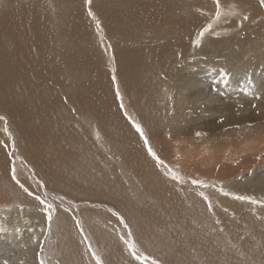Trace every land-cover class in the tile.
<instances>
[{
    "label": "rangeland",
    "instance_id": "obj_1",
    "mask_svg": "<svg viewBox=\"0 0 264 264\" xmlns=\"http://www.w3.org/2000/svg\"><path fill=\"white\" fill-rule=\"evenodd\" d=\"M73 1L75 3H73ZM125 1L127 2L128 5L126 4ZM130 1L131 0H110L108 2L106 0H91L90 3H87L86 0H46V2L44 3V10H41L39 12L40 13L44 12L41 14L45 15L46 18L49 19L52 23V24H50V22H49V29L51 32V37L53 38L51 43L54 46V49L56 50L57 47L59 45H61V43H59V40H58L59 34L60 35L63 34L65 37H68V31L66 30L67 29L66 24L70 18L72 19V22L75 19H77L79 22L81 21L80 23L78 22V25H81L82 27L80 28V31L78 28H76V31H77V33L79 32V34H78L79 37H81L82 39H85V41H84L85 43L82 42L83 43L82 44L81 41H77L76 43H74L75 47L77 48V56H76L75 52L71 51L72 53H75L71 57H74V59H76V60L69 59L70 63L69 64L67 63V65H63L64 67H62V64L60 62V70H61L60 77H61V80L63 82H62V87L61 86L58 87L57 94L59 96L61 94L60 90H64V91H62V93L64 92L63 96H62L63 100L62 99L58 100L57 98L53 97L54 99L51 101V103L49 104V108L46 111L47 115H44V113H46L45 110H41L42 113L39 110L38 111L39 114L36 115V113L34 114V112L32 110H30L31 107L24 108V107H22V105H20V110L17 113L16 119L15 118L12 119L13 122H15V123H12L10 118H7L5 114H2L0 112V117L4 118V119L0 120V126H1L0 128L1 129H2V127L4 128V130L3 129L0 130L1 137L3 139L2 141H4V143L6 141H8V142H6V145L3 144L6 146V147L4 146L6 150L4 149V147H2V149L4 152L9 151L8 156L6 158L10 161V165H12L13 162L16 165L14 167H13V165H12V167H10V175L8 176V179H6V181L9 182V185H10L12 190H16L18 187L21 186V183L23 181H26L27 187L29 186V189L32 190V193H31L32 199L34 201H37L38 203H39V201L40 202L44 201L42 203V206L44 208H41L43 211H45V208L48 205H51V208H52L51 211L55 212L57 203L58 204L61 203V204L68 206L70 211L74 212V213L71 212L73 214V216L72 215L71 216H72V221L74 220L73 221L74 226L78 227V230H80V231H78L77 228H75V229L77 230V232H79V235H80V233L82 234V235H80L81 237H79L80 238V246L81 247L85 246L84 248L88 252V255L90 256L92 261H94V264H96V259L93 258V253H95V256L100 259L101 264H108V262L105 260V258L102 259L103 257L101 256V251L99 250V245H98L97 239H96L95 235L92 233V231H90L89 228L85 226V223H83V220H82L83 215L85 217L91 216L92 218L93 217L94 218L100 217L101 219H103V218L108 219L109 220L108 225L113 229V232L116 235L118 234L117 236L120 237L119 239L116 238V241L118 242L119 245L120 244L123 245V248L125 247L124 249H126L128 251V254L130 255V257L133 258L132 251L129 250V246H128L129 242L132 245H134V251L136 252L137 255H142L144 257H147V259H144L142 261L135 259L136 264H137V262L140 264H152V261H156L157 264H166L168 262L169 263L171 262L169 260L166 262L159 260L161 258H160V255L157 253V251L160 250L161 248L157 244H155V241H154V240H157L158 237H163L164 240L174 241L173 243L175 246V250H177L178 252L180 251L179 252L180 254H182V252L184 250L185 251L184 255L188 256V258H191L192 261H194V264H210V263L211 264L212 263L228 264L230 261V260H228V256L231 254L228 255L224 251L225 247H228V246H233L231 248V251L238 254V257H237L238 259H245L248 262L251 261V264H264V240H263L264 239V196H263L264 192L259 190V191H253L254 193H252L249 190V188L246 187L245 182L247 180L242 179V176H240L237 179V181H232L231 185L233 187H238L241 189H244L243 186H245L246 187V190L244 189L245 192L252 193V194L258 193V194H260L259 195L260 197L254 199L252 194H251L252 196L250 194H248V196H250L248 199H243V200L240 199L239 200L238 196L239 197H245V196H240L239 192L237 193L235 190H229L225 187L224 183H222L218 180H215L216 174H219L220 172H225L227 174L236 173L238 170H240V168L243 165H244L243 167L250 165V170H249L250 172L248 171L249 176L253 172H255L257 175L264 176V156H261V155H264V151L258 153L259 154L258 158H257L258 161L255 160L254 158H252L251 160L245 162L243 160V158H244L243 154L241 155V153H240L243 150H245V148H248L249 146L255 147L256 144L259 145L258 147L264 146V87H263L264 86V49H262L264 47V41L261 40V37L259 36V34H257L258 31L263 30L262 35L264 37V28H262L261 26H257V23L260 24L261 22L264 21V14H263L264 13V0H257V2L260 5H254L252 0L250 3L243 4V5H237L239 3L236 2L237 3L236 4L234 0H227V2H225V4L226 5H232L235 9L234 13H232V15L229 14L224 9L225 8L224 6H221L222 3H224V2L219 0V7H222L224 9L222 11H219V14H220V12H225L228 16L232 17L236 21L235 26L221 27V28H214V25H212L215 22V19L218 17L217 16V10H218L217 9V0H214V1L207 0L206 4H205V0H198V3H200L199 7L195 6V0H177V1L176 0H169L168 2H163L164 4L163 3H158L157 5L155 4V6L151 1H146V0L144 1L143 0L144 2L141 3V5L139 4V6H136V5L138 2H141L142 0H134V1L132 0L133 4ZM136 1H137V3H135ZM192 2H194V3H192ZM117 3H119V4L117 5ZM145 3H147V4L144 5ZM168 3H170V4H168ZM96 4L99 8H97ZM107 4L109 7L107 6ZM110 4H111V6H110ZM114 4H116V5H114ZM142 4H143V6H142ZM172 4H173V6H172ZM17 5H19V6H25V5L34 6L33 0H17ZM91 5H93V6H91ZM132 5L134 8L132 7ZM103 6H104V8L107 7L109 9H110V7H112L111 8L112 10L111 9L110 10L112 12H114V14L116 13L115 15H117V16L120 15V17L122 18L121 19V24H122L121 27H123V29H122L123 31L127 27L126 28L127 30H125L124 32L122 31L121 33L118 34V38H113V36L111 34L109 35L107 33V28H102V25L104 23L103 21L97 22V25H99V26L95 25V27H93L94 21H95L93 17H94V14H96L95 8L98 10V13L99 12L106 13L105 11L100 10ZM123 6H125V7H123ZM238 6H240V8ZM130 7H131V9H130ZM236 7L239 8V10ZM38 8H39V6H38ZM59 8H61V9H59ZM127 8H128V10H127ZM138 8L142 11H140ZM58 9L61 11H59ZM120 9L121 10L122 9L127 10L126 13L124 10H122V12L124 13V14L122 13L123 17L120 14V12H121ZM143 9H145V11H146V12L144 11L146 14L145 17L143 15ZM151 9L154 10V12H153L154 16L151 14L152 13ZM160 9H161V11L162 10L164 11V12L162 11L164 13V15L157 17L156 15H158V13L161 14ZM207 9H209V10H207ZM137 10H139V11L135 13V11H137ZM148 10H149V12H148ZM212 10H216V11H212ZM79 11H80V13H78ZM89 12H91V15H89ZM126 15L128 17H126ZM198 15L200 18L198 17V19H196ZM52 16H53V19L51 20ZM54 16L55 17L58 16L57 18L59 20H56L57 18H55ZM78 16L80 19L78 18ZM101 16H102V14H101ZM155 16H156V18H154ZM164 16H165V18H164ZM204 16H206V17H204ZM131 17L132 18L134 17V20ZM181 17H182L181 20L186 22V24L182 27V31L185 34L187 32H190V34H188V36L190 35L189 40L191 41V44H190V41H188V44L186 45L185 50H181L180 54H184V53L187 54L188 53L186 55L188 62L192 61V60L194 61V58H193L194 56L195 57L197 56V58H196L197 60L199 58L201 59L204 57L207 60V58H208V62L210 60V65H205V67L200 68L199 71L194 70L196 72V73H193V75H195V77L191 82L192 84L189 85L190 88L188 87V90L186 91L187 92V98L185 96L186 101L183 102L182 103L183 105L181 104V106H180V107L183 106L182 108H184V109H180V107L177 106V108L180 109L179 110L180 112L186 113V114L183 113L184 115H186V117H184V115H183L184 118L181 117L182 113L181 114L178 113L177 108H176V110H173V100L175 99L174 97L176 95V91L166 90V92L165 91L163 92L165 94L161 96L160 92L158 94V91L160 88V85H159L158 87H156L157 91L156 90H155L156 92L154 91L156 93V95H155V93L152 90L155 86H153L151 84V81L145 80L147 82L145 84H143L144 88H145V86L149 85V87L150 88L152 87V89L149 88V89H147L148 92L146 90H145V92H143V94L148 98L147 99L143 95V97H144V99H143L144 100L143 101L144 110L145 111L149 110V109H147V106H151V108L154 110L159 108V113H160V114L158 113V118L156 116L155 118H152V119H151V117L146 115L145 117H149V118L145 122L143 120V119H145V117L143 119H142V117H141V119H139L137 117L136 113H134V111L130 109V108H133L131 105V102L134 103L136 101L135 104H140L138 97L132 92L136 91L137 93L139 92L141 94V92L138 91V89L139 90H141V89L139 87H137L135 90H131V89H129L131 86V83L129 85L127 83L130 81H134L133 78L138 73V71H136V69L134 67L128 68L129 67L127 65L128 62H123L122 64L121 63L119 64L117 58H115L119 55V54H117V49H118V52H120V53H123L126 50L132 51V52L134 51V53L139 54L140 63H143V62L145 63L149 59V57H147L148 53L152 52V50H154V49L161 48L162 47L161 45L164 43L163 39L157 38L158 36H155L156 32L172 27L173 24L176 23V22H174V20L181 18ZM245 17H247V18L245 19ZM258 17L260 18V20ZM148 18H149V20L147 21ZM168 18L171 21L167 20ZM97 19L100 20L99 17H97ZM212 19H214V20L212 21V23H210V21ZM252 19H253V21H252ZM127 20H128V24L126 23ZM161 20H163V21H161ZM142 21H144V22H142ZM159 21L162 22V24L164 23L165 26H163V28H161L160 25L159 26L155 25ZM168 21H169V23H168ZM107 22H109V20H107ZM198 23H200V24H198ZM131 24H133V25H131ZM245 24H246V26H245ZM51 25H53V26H51ZM134 25H136V26H134ZM199 25H201V27ZM131 27L133 29L135 27L134 32H133V29L131 30ZM137 27L138 28L141 27V28L136 29ZM150 27H152V28H150ZM153 27H155V29ZM247 28H249L251 31ZM101 29H104L106 34L102 33ZM205 29H207V30L205 31ZM244 29H246V30L243 31ZM148 30L152 34H150ZM140 31H142V33ZM240 31L241 32L243 31L242 35H240V33H241ZM83 32H85V33H83ZM126 32L129 34L127 35ZM201 32H203V36H200ZM253 32H256V33L253 34ZM95 33H97V34H95ZM124 33H126V34H125V38L123 39ZM98 34L101 36H99ZM130 34H131V36H130ZM103 35H105V37ZM252 35H254L256 37L254 38V36H252ZM195 36H197V39L194 41L193 39ZM208 36H210V37H208ZM103 37L105 39H102ZM152 37H154V38H152ZM243 37L248 38V40L246 41V39ZM99 39L104 40L103 43H102V40L100 41ZM131 39H133V40H131ZM197 40L199 41L198 44L196 43ZM213 40L214 41H221V44H223L224 46H227V47L231 46L230 48L232 51L227 52V53H229V54H227L228 58L229 57L231 58V55H233V53H235L236 58L239 59L241 62L251 63V65H249L248 70L251 74L250 76L253 77L252 80L254 81V84L252 86H249L250 88H247V89L241 88V86H242L241 83L243 82L244 78H242V79L239 78V76L237 74V69H235V68H231L232 70L230 69V67L232 66L231 61H228V63L225 64L222 60L216 59V62L213 64V61H211V60L214 59V57L216 56V53H217V51L214 50L215 48L211 46ZM222 41H224V42L222 43ZM255 41H257L260 44H258ZM242 42H245V43L243 44ZM66 43H68V42L66 41ZM112 44H113V47H112ZM41 45L42 44L40 43L39 47ZM71 45H73V42L71 43ZM100 45H101V47H100ZM116 45H118V46L116 47ZM260 45H263V47L261 46L259 48ZM5 46L8 47V45L6 43L1 42L0 43V50H3L4 49L3 47H5ZM102 46H105V48L107 47L106 50ZM41 47H44V46L42 45ZM165 47H166V45H165ZM238 47H240L241 49ZM41 49L42 48L38 49L39 50L38 55H39V57L41 56L40 58L37 56L39 62L40 61L42 62L44 59L43 55L40 53ZM100 49H103V50H100ZM114 49H115V51H114ZM163 49H164L165 54L167 55V59L169 60L167 63L170 64V57L172 55V46H169V47L163 48ZM190 49H191V51H190ZM233 49H234V51H233ZM69 50H67V51H69ZM119 50H121L122 52ZM82 51L85 55L82 53ZM102 51H103V53H102ZM237 51H240V53ZM86 52H88V53L86 54ZM237 53H238V55H237ZM242 55H244V56H242ZM92 56L94 58H96V60ZM239 56H241V58H239ZM259 56H261V57H259ZM182 57H183V55H182ZM89 58H91L90 61L92 62V64L89 63V60H88ZM92 59H94L95 61H93ZM114 61H116V62H114ZM76 63H77V65H76ZM87 63L89 66L85 65ZM93 63H95L94 66H93ZM117 63H118V65H116ZM95 65H96V69H95ZM239 65L241 66V64H239ZM77 66H81L84 69V71H86L88 69L89 70L88 75L86 76L85 74H82L81 72H79L81 70L80 69L77 70V68H76ZM114 67H115V69H114ZM71 68H72V70H71ZM93 68H94V70H92ZM116 68H119V70ZM141 68H143L142 70L146 69V65L145 64L141 65ZM225 69L228 71V75H233V76L229 77V79L232 80V82L230 84H225L222 81L223 70H225ZM99 71H100V74H99ZM131 71L133 72L132 74L130 73ZM150 71L154 72L155 70L154 69H149L147 71L144 70L143 73L140 72L138 75H139V77H142L143 76L142 74L145 75L147 73L148 75L147 76L145 75V76L150 77V75H152ZM261 71H262V73H261ZM101 73H104L102 75L105 78L101 77L102 76ZM119 74H121V75H119ZM107 75H108V77H107ZM259 75H260V77H259ZM88 76H92L93 78H96V79L99 78L100 81H102L103 79L105 80V81L103 80V82H100L101 85L100 84L98 85V83H97V85L100 86V88L97 87V85L95 84V87L98 88L97 89L98 92L100 89L99 96L105 95V98L101 96L100 98L103 100L100 101L101 99L98 98V96H96L95 97V98H97L96 99L97 104H96L95 101H93V100H95V98L92 95L91 99L94 98L92 100L94 103L90 104L87 101V105L86 104L85 105L89 106V107H86L83 105V107L81 108L80 106L77 105V103L76 104L74 103L72 97L71 98L68 97V99H67V96H66L67 94L66 95H64V94L66 93L65 91H68V93H70L69 91H71V93L76 92L77 90H73V89H75L76 86H78L79 82L83 83L84 80H86V78ZM4 82H5V80H4ZM106 82L109 85V86L107 85L108 88H106L107 87ZM5 83L7 84V81ZM5 83H3V84H5ZM94 83H95V81H94ZM63 84H64V86H63ZM73 85H75V86H73ZM121 85L125 86V90H127L125 95H123L121 93V90H120L122 88ZM2 86L3 87L0 88V90L3 92V94L6 97L9 96L10 93H8V91L4 85H2ZM64 87H66V89ZM88 87L91 88L90 86H88ZM56 88L57 87H55L54 89H56ZM70 88H73V89H70ZM262 89H263V91H262ZM149 90H150V92H149ZM169 91H171L172 93ZM112 92H113V94H111ZM117 93L119 95H117ZM148 93H150V95H152V96L149 95V97H148ZM42 94H43V90L40 92V95H42ZM115 94L117 95L116 97H115ZM132 95H134V96H132ZM166 95H167V97H166ZM106 97H108V98L106 99ZM111 97H113V98H111ZM153 98L154 99L156 98V99L154 100ZM163 98L165 99V101L163 100ZM70 99H72V100L70 101ZM98 99H99V102L97 101ZM121 99H123V100H121ZM149 99L151 100L150 101L151 103L149 102ZM145 100H148V101H145ZM105 101H107V103L110 101L108 103L109 106H110V104H117L119 102L122 103L121 108H124V111L122 114L123 119L126 122L128 121V125L130 123L129 126L132 129H134V132L138 135L139 138L142 136V139H140L141 142L145 143V141H147V144L146 143L144 144L146 146L145 148L147 150H148V148L151 149L152 146H151V144H149L148 140H145V136H146L145 129L148 128L152 131V137L153 138H158V136L160 138H162V136L159 134H163L164 133L163 131L167 130L166 121H168L169 116L171 117V115H173L175 117L174 120L176 122L174 127H176V128H173L174 130L171 131L172 134L170 133L169 130L167 131L168 132L167 133L168 141H170L171 139H175L176 141H179V142L182 141L188 150H190V149L193 150V152H191L192 155L188 152L190 154V156L199 155V157L203 159L204 157L209 158L211 155H214V156H216V159H221L220 164H222V165L224 163L225 164L226 163H228V164L232 163L233 164V165L227 167L226 169H225V167H221V165L219 164L220 166L218 168H215V169L212 168V170L209 168H206L205 166H199L198 165V167H196V170L194 173H189L187 175V173L180 168H179L180 170H178L176 168V172L178 171L177 173L171 169L172 167L170 166L169 163L171 161L173 162V156L170 155V153L167 149H163L161 151V153L163 155V158H162L163 160H161L160 157L157 158L158 154H156L157 152H156L155 148L151 149L152 154H150V152L148 150V152L150 154L149 159L154 160V163L152 165L158 169L161 177L167 178L165 180H168V181L171 180L170 182L173 183L174 189L176 191H178L181 196H185L186 194L187 195L191 194L190 195L191 197H193V196L195 197L194 198L195 202H196V200H199V201H197L196 206H197V209L199 210V215L203 218V220L201 222L202 224L198 222L200 217H199V219H197L196 217H193L190 225L189 224L187 225L186 223L185 224L182 223L183 225L181 224V228H176L177 230L174 229L169 224H166V223H168V218H167L168 216L166 217V215L162 214V213L167 214L170 211L173 214L174 212H176L173 214L176 216L175 219H181L183 216V213L185 211V208H184V205L182 204V202H185V200L184 199H180V200L174 199V198L166 195L164 192H163L164 193V195H163V193L161 191L159 192V190L156 188L154 189V187L145 188L144 184L147 182H150V181H148V180L144 181V180L140 179V177H139L140 171H138L137 174L133 175V171H136V170L134 168H131V166L129 164L128 165L126 164V163H128L126 157H125V160H123L125 155H123L118 150L117 142L113 141V139H111V142H109V143L106 142L105 138L107 136H114L116 133L104 135L98 126V121H100V119H102L104 117V115H101V118H100L102 108L106 109L105 112L106 111L108 112L110 109L109 106H106L107 103ZM190 101H193V102H190ZM113 102H116V103H113ZM145 102H146V105H145ZM102 104H104V105H102ZM148 104H150V105H148ZM186 104H188V106ZM94 105H96V106L94 107ZM97 105H99V106L101 105V107H99ZM102 106H104V107H102ZM126 106H128V107H126ZM161 106H162V108L165 106L168 109H166L165 107L162 109ZM185 106H187V107H185ZM21 107H22V109H21ZM88 108H90V109H88ZM52 109L56 112V113L54 112L55 114H53ZM80 109H82V111ZM59 110L62 114L59 112ZM57 111H58V113H57ZM87 111L90 113L91 116L89 115V113ZM8 112L9 111L6 110L7 114H8ZM107 112H106V114H107ZM91 113H94V114H91ZM125 113L126 114L129 113V114L125 115ZM174 113L180 117H178L177 115L175 116ZM9 114H11V113L9 112ZM96 114H97V116H95ZM106 114H105V116H106ZM60 115H61V117H60ZM21 116L24 117L25 123H23L24 119ZM31 116H35V118L31 117ZM132 116H133V118H132ZM173 116L171 118H173ZM12 117L13 116L11 115V118ZM48 117H50V118H48ZM94 117L98 118V120L94 119ZM126 117L129 120L125 119ZM29 118H31L30 120H32V121H30ZM176 118H182V119H176ZM44 119H47L50 121L48 122L46 120L47 121L46 122ZM184 119H186L187 121ZM105 120L107 121L106 117L104 119H102V121H104L107 125L109 121L106 122ZM142 120H143V122H142ZM178 120L179 121L181 120L180 121L181 123L178 122ZM189 120H191V121H189ZM18 122H20V123H18ZM17 123H18V125L20 124L19 125L20 127L18 125H16ZM46 123L48 125H46ZM51 123H53V124H51ZM62 123H63V125H62ZM132 124H133V127L131 126ZM13 125H14V127H13ZM38 125H41V126H38ZM137 125L138 126L140 125L139 126L140 132L137 131V128H136ZM179 125L181 127V128L179 127L180 129L178 128ZM182 125H184V126H182ZM16 126H17V128H20V129L25 127L26 130L28 128H30V129L32 128L31 129L32 131L29 132L30 134L27 133L26 135H24L21 132L19 133V131L17 132L16 129L14 131L13 128H15ZM35 126L38 129H40L42 127L44 129V127H46V126H49L51 128L53 127L54 131L57 133V137L55 138L56 140L54 141V143L57 144V145L55 144L57 147L63 146L66 148L68 147L71 149H75V146H73L72 140H69L67 137L64 136L65 133H68V132H69V134L72 132L77 133L84 138V141L86 142V144H84L83 147H85V149H87L88 151L91 150L90 158L92 159V163L95 165L98 162L102 163L104 170L108 169L107 171L110 172L109 173L110 177L111 178L113 177L112 179L116 180V181H114L115 184L118 185L120 187V189L125 193V197L127 199V203H126L127 205L125 204L126 206H124V207H126V213H125V216L127 217L126 220H125V218H126L125 216H124V218H122V216L120 214L121 211H119L116 208L117 206L113 203H107L106 201H104V198H102L101 200H92V201L89 200L90 202H88V200L82 201L79 199L78 200L73 199V197H71V196L69 197V195H67L63 192H61V193L56 192L55 193L54 188H56V185L55 186H54V184L51 186L49 185V183H51L50 180H52V176L49 174L50 179L48 178L49 180H47V179L45 180L42 178V175H41V177H39L41 173H35L36 171H34V168H33L32 164L29 162V159L27 156L30 154L29 145L25 149V151H23V149H22L23 148L22 143L23 144H25V143L29 144L28 143L29 141L35 142V141L42 138V136L38 135V134L42 133V132H39V130H38L39 133L35 134V133H37L35 130ZM155 128L158 130V132L155 131ZM182 128L184 129V131ZM185 129H186V131H185ZM103 130H104V128H103ZM28 131L29 130H27V132ZM40 131H41V129H40ZM197 133H199V135H197ZM27 135H29V137H27ZM175 135H176V137H175ZM62 136H63V138L64 137L65 138L63 139ZM6 138H7V140H6ZM23 139H25V140H23ZM27 139H29V141ZM62 139L64 140V142H62ZM257 142H259V143H257ZM113 143H115L116 145L115 144L113 145ZM245 143H248V146L242 147L245 145ZM253 144H255V145H253ZM7 145H9V146H7ZM69 145L73 146L74 148L70 147ZM238 148L240 150H238ZM220 150H223V151H220ZM23 152H25L26 154ZM184 153H186V152H181L179 156L181 157L182 154H184ZM232 153L235 155H232ZM2 154L6 155L3 152H2ZM118 154H119V156H118ZM115 155H116V157H115ZM223 155H224V157H223ZM179 156H177V157L180 158ZM106 157L108 158V160H106ZM233 157H236V158H233ZM115 159H119V160H115ZM42 162L43 161H41L39 163H42ZM202 162L205 164L207 163L205 161H202ZM257 162L259 164H257ZM260 162H261V164L263 162V164H262L263 167H260V166H262V165H260ZM253 163H256L255 164L256 166ZM251 165H252V167H251ZM205 170H208L209 173L211 172L210 173L211 176ZM12 172H14V173H12ZM200 172H202V173H200ZM260 173H262V174H260ZM168 176H169V178H168ZM208 177H209V179H208ZM182 178H184V179H182ZM240 178L242 180H240ZM18 180L21 182H19ZM200 180H201V182H200ZM203 180H205V181H203ZM119 182H121V183H119ZM254 182L256 183V181H254ZM47 183H48V186L46 185ZM52 183H53V181H52ZM238 184L239 185L241 184V185L239 186ZM31 185L34 188L38 189V191L37 190L36 191L39 192L38 193L39 195L41 194L40 196L37 193H33V192H35V190H33L34 188ZM35 185H36V187H35ZM217 187L222 191L223 195L222 194L220 195V193L217 192V189H218ZM186 188L188 189V191ZM208 189H209V191H208ZM143 191H144V193H143ZM148 191H150V192H148ZM198 191H200V192L198 193ZM233 193H235V194H233ZM27 195L30 196V193ZM216 196L217 197L219 196V197L217 198ZM222 196H226L227 199H230V197H231V199L227 204H224V203L222 204L221 203L222 199H226V198H222ZM228 196H230V197H228ZM37 197H39V200L37 199ZM196 197H198L199 199H197ZM96 198H99V197H96ZM252 201H255V203H253ZM141 204H145L146 206L147 205L148 206H154V208L158 212L155 215H152V217H151V215H147L148 214L147 212L144 215V214L140 213V210H139V207L141 206ZM128 206L136 207L137 213H133V212L131 213L130 211H128ZM182 207H183V209H182ZM88 209L91 210V212H86L87 214L84 213V211L88 210ZM203 209H204V211H203ZM205 209L206 210L208 209V211H206ZM260 210H261V212H260ZM164 211H166V212H164ZM158 213L160 216H162L159 219L160 221L158 220L159 221L158 223L160 225L159 224L157 225L156 224L157 220H154L155 218H158ZM74 214H75V216H74ZM128 214H130V217ZM133 214L135 215L134 217H133ZM139 214H141V216ZM212 214H214V215H212ZM239 216H241V218ZM246 216L248 217V219ZM236 217H237V219H236ZM76 218H77V220H76ZM228 219L230 221L233 220L235 223L237 222L236 226H238L241 229L240 231H238L239 233H237L239 238H242V240L247 239L248 236L252 238L253 241H252V243H250V247H245V246L242 247V246L237 245L236 242L234 241L233 237H232V234H227L221 230V229H223V227L225 228V226H226L225 221ZM237 220L238 221L240 220L241 223H240V221L238 222ZM248 220H249V222H248ZM253 222H254L255 226L253 225ZM257 222H259V223H257ZM162 223L164 225L166 224V226L168 228V229L166 228V231L168 230L169 232H172V233H167L168 236L165 234V230H164L165 226ZM151 225L156 227V230H157V227L160 228L161 231H160V229H158L159 232H158V230H157V232L151 230L150 233H147L145 228L149 227ZM201 225H203V226H201ZM256 225L259 228H257ZM80 226H81V229H80ZM140 226H142V229H145V230L143 231L140 228ZM115 228H116V231H115ZM182 228L184 229L183 231H181ZM169 229H171V230H169ZM188 229L190 230L189 233L187 231ZM162 230H164L163 234L166 236H164L163 234L158 235L162 232ZM101 232H103V234H105V235L107 234V232L104 230H101ZM72 234H73V231H72ZM72 234H71V236H73ZM192 234L197 235L201 241H203L205 243H209V244H212L213 241L217 242V240H221L220 245H222L224 247V249H218L217 253H213L212 247L211 248H202V247H197V246L191 245L188 243L187 239ZM243 234H246L247 238L245 237L246 235H243ZM146 235H147V237H149L148 240H147ZM153 236H155V237H153ZM143 237H146V239ZM177 237L179 239H177ZM81 238H83V239H81ZM153 238H154V240H153ZM141 239H145L146 242L148 241L147 244L141 245L139 243V241ZM149 239L151 242L149 241ZM119 240H120V243H119ZM176 242L177 243L179 242L178 246H177ZM252 245H254V246H252ZM153 246H155V247H153ZM0 247L2 249V250H0V264H3V263L5 264L6 262H3V261H6L8 257H9L8 258L9 260H13L12 258L16 257V252L19 253L18 249L20 248L19 246L10 245V243H7L5 245H0ZM158 247H159V249H157ZM251 247H252V249L256 255V258L249 251ZM20 251H21V248H20ZM207 253H208V255H207ZM261 253H263V254H261ZM155 254L158 256V258ZM10 255H12V257H10ZM205 258L208 259V261ZM236 261L237 260H235V264H236ZM248 262H244L243 264H249Z\"/></svg>",
    "mask_w": 264,
    "mask_h": 264
},
{
    "label": "bare ground",
    "instance_id": "obj_2",
    "mask_svg": "<svg viewBox=\"0 0 264 264\" xmlns=\"http://www.w3.org/2000/svg\"><path fill=\"white\" fill-rule=\"evenodd\" d=\"M106 1H110V0H106ZM134 1V0H133ZM145 1V0H144ZM143 0L141 2L137 1L135 3H137L136 6H139V4L141 5V3L144 2ZM146 1H151L154 6L155 4L157 5L158 3H163V2H168L169 0H146ZM177 1V0H176ZM205 0V4H206ZM214 1V0H212ZM222 5L224 6L225 10L232 15V13H234V7L232 5H226L225 2H227V0H221ZM235 3L238 2L239 4L237 5H243V4H247L250 3L251 0H234ZM254 5H260L257 0H252ZM46 2V0H33V4L34 6H29V5H25V6H19L17 5V0H0V43H6L8 45V47H3V50H0V88H2L4 85L5 88L7 89L9 96H5L3 94V92L0 90V112L2 114H5L7 118H10V120L13 122V118L16 119L17 117V113L20 110V105H22V107L26 108V107H31L30 110H32L34 112V114L38 113V111L40 110H45V112L48 110L49 108V104L51 103V101L54 99L53 97L57 98L58 100L62 99L63 93L62 91L64 90H60L61 92V96L57 94V89L58 87H62V80L60 77V62L62 64V67H64L63 65H67V63L69 64V59H74V57H71L73 54L76 53L77 56V48L75 47V44L77 41H81L84 42L85 39H82L81 37L78 36L79 32L77 33L76 28L79 29L82 27L81 25H78V20L75 19L72 22V19L70 18L67 22V31H68V37H65L63 34H59L58 40L59 43H61V45H59L57 47V49H54V46L52 45L51 41L53 40V38L51 37V32L49 29V22L50 24L51 21L49 19L46 18L45 15L41 14L44 12H39L41 10H44V3ZM68 2V1H67ZM95 2V1H94ZM100 2V1H99ZM107 2V3H108ZM126 2V1H125ZM132 2V0L130 1ZM188 2V1H187ZM51 3V2H50ZM73 3H75L73 1ZM116 3V2H115ZM120 3V2H119ZM117 3V5L119 4ZM129 3V2H128ZM194 3V2H192ZM211 3V2H210ZM70 4V3H69ZM80 4V3H79ZM78 4V5H79ZM93 4V3H92ZM127 4V2H126ZM125 4V5H126ZM133 4V2H132ZM147 3H145L144 5H146ZM164 4V3H163ZM170 4V3H168ZM167 4V5H168ZM180 4V3H179ZM182 4V3H181ZM198 0H195V6L199 7ZM95 5V4H94ZM116 5V4H114ZM128 5V4H127ZM149 5V4H148ZM204 5V4H203ZM39 6V8H38ZM54 6V5H53ZM81 6V5H80ZM93 6V5H91ZM97 6V4H96ZM108 6V4H107ZM111 6V4H110ZM130 6V5H129ZM143 6V4H142ZM170 6V5H169ZM173 6V4H172ZM249 6V5H248ZM109 7V6H108ZM114 7V6H113ZM118 7V6H117ZM125 7V6H123ZM127 7V6H126ZM133 7V5H132ZM167 7V6H166ZM207 7V6H206ZM240 8V6H238ZM242 7V6H241ZM256 7V6H255ZM262 7V6H261ZM63 8V7H62ZM95 8V7H94ZM97 8H99L97 6ZM101 8V7H100ZM112 7H110L111 9ZM134 8V7H133ZM237 8V7H236ZM239 8H237L239 10ZM61 9V8H59ZM58 9V10H59ZM81 9V8H80ZM109 8L104 6L100 9L102 11H105L106 13H98V10L95 8V12L96 14H94V25L93 27L99 26L97 25V22L99 21H103V25L102 28H107V33L113 36V38H118V34L121 33L123 30V27H121V17L120 15H115L114 12H112ZM131 9V7H130ZM137 9V8H136ZM139 9V8H138ZM166 9V8H165ZM212 9V8H211ZM210 9V10H211ZM222 7H219V11L224 10ZM231 9V10H230ZM78 10V9H77ZM114 10V9H113ZM125 11L126 9H122ZM122 10L120 9V14L122 15ZM140 10V9H139ZM139 10L135 11L138 12ZM152 10V9H151ZM150 10V11H151ZM209 10V9H207ZM61 11V10H59ZM74 11V10H73ZM119 11V10H118ZM142 11V10H140ZM145 9H143V15L145 17ZM156 11V10H155ZM163 11V10H162ZM160 9L161 14L158 13V15H156L157 17L164 15V11L162 12ZM186 11V10H185ZM212 11H216V10H212ZM149 12V10H148ZM154 10H152V15H153ZM168 12V11H167ZM80 13V11L78 12ZM184 13V12H183ZM257 13V12H256ZM259 13V12H258ZM102 14V16H101ZM124 14V13H123ZM132 14V13H131ZM130 14V15H131ZM187 14V13H186ZM264 14V13H263ZM76 15V14H75ZM137 15V14H136ZM141 15V14H140ZM59 16V15H58ZM57 16V17H58ZM62 16V15H61ZM81 16V15H80ZM132 16V15H131ZM154 16V15H153ZM156 16L154 18H156ZM196 16V15H195ZM194 16V17H195ZM201 16V15H200ZM211 16V15H210ZM55 17V16H54ZM55 17V18H57ZM60 17V16H59ZM97 17H99L100 20L97 19ZM123 17V15H122ZM126 17H128L126 15ZM130 17V16H129ZM136 17V16H135ZM143 17V18H144ZM199 15L197 16L196 19H198ZM206 17V16H204ZM74 18V17H73ZM79 18V16H78ZM91 18V17H90ZM132 18V17H131ZM150 18V17H149ZM149 18L147 19V21L149 20ZM165 18V16H164ZM167 18V17H166ZM200 18V17H199ZM240 18V17H239ZM255 18V17H254ZM259 18V17H258ZM53 19V16L51 18V20ZM80 19V18H79ZM103 19V20H102ZM134 20V17L132 18ZM146 19V18H145ZM181 18H178L176 20H174V23L172 27L170 28H166L160 31L156 32L155 36H158L157 38H161L163 39L164 43L161 45L162 47L159 49H154L152 50V52L148 53L149 59L147 62H143L140 63V56L138 53H134V51H128L126 50L123 53L118 52L117 49V54H119L117 57V60L119 62V64L123 63V62H128V68L134 67L136 69V71H138V73L134 76V81H130L127 82L128 85L131 83V86L129 89L131 90H135L137 87H139L141 90L138 89V91L141 92V94L139 95L136 91H133L132 93H134L138 99H139V103L140 104H135V102H131V105L133 108H130L131 110L134 111V113H136L137 117L139 119H142L148 115L149 117L155 118L157 116L158 118V113H159V108L154 110L151 108V106H147V111L144 110V105H143V92H145V90L147 91V89H149V85L145 86L144 85L147 81H151V84L153 86H155L153 89L152 87L150 89L153 90V92L157 89L156 87H158L160 85L159 92L161 93V96L164 95L165 93H163L164 91L166 92V90H171V91H176V95H175V99L173 100V110H176L177 106H181V104L183 102L186 101L187 98V90L188 87L190 88L189 85H191L192 80L194 79L195 75H193V73H196L195 71H199L200 68L205 67V65H210V60L208 62V58L207 60L204 58H199L198 60L196 59L197 56L193 57L194 61H187V54H180L181 50H185L186 45L188 44L189 40V36L188 34H190V32H187L186 34L182 31V27L186 24L185 21H182ZM205 19V18H204ZM56 20H59L58 18ZM107 20H109V22H107ZM130 20V19H129ZM136 20V19H135ZM152 20V19H151ZM167 20H170L169 18ZM214 19H212L210 21V23H212ZM260 20V18H259ZM132 21V20H131ZM163 21V20H161ZM165 21V20H164ZM171 21V20H170ZM241 21V20H240ZM253 21V19H252ZM56 22V21H55ZM81 22V21H80ZM79 22V23H80ZM136 22V21H135ZM138 22V21H137ZM144 22V21H142ZM160 22V21H159ZM157 22L155 25L156 26H161V28H163L164 23L162 24V22ZM200 22V21H199ZM260 22V21H259ZM126 23L128 24V20L126 21ZM169 23V21H168ZM248 23V22H247ZM252 23V22H251ZM82 24V23H81ZM100 24V23H99ZM200 24V23H198ZM206 24V23H205ZM204 24V25H205ZM101 25V24H100ZM133 25V24H131ZM214 25V28H221V27H229V26H235L236 25V21L235 19H233L232 17L228 16L225 12H220L219 16L215 19V22L212 24ZM53 26V25H51ZM55 26V25H54ZM85 26V25H84ZM136 26V25H134ZM155 26V27H156ZM201 27V25H199ZM246 26V24H245ZM254 26V25H253ZM257 26H261L262 28H264V21L261 22L260 24L257 23ZM155 27H153L155 29ZM127 28V27H126ZM125 28V30H127ZM141 28V27H139ZM138 27L136 29H139ZM152 28V27H150ZM160 28V29H161ZM207 28V27H206ZM212 28V27H211ZM133 28L131 27V30ZM135 29V27H134ZM133 29V32H134ZM157 29V28H156ZM208 29V28H207ZM249 29V28H247ZM260 29V28H259ZM124 30V31H125ZM141 30V29H140ZM144 30V29H143ZM203 30V29H202ZM222 30V29H221ZM246 29H244L243 31H245ZM250 30V29H249ZM255 30V29H254ZM63 31V30H62ZM94 31V30H93ZM123 31V32H124ZM149 31V30H148ZM213 31V30H212ZM243 31L240 33V35L243 34ZM251 31V30H250ZM253 31V30H252ZM258 31V30H257ZM66 32V31H65ZM90 32V31H89ZM101 32L106 34L104 29H101ZM131 32V31H130ZM142 33V31H140ZM145 32V31H144ZM263 30L258 31L257 34H259V36L261 37V40L264 41V37L262 35ZM85 33V32H83ZM94 33V32H93ZM127 33V32H126ZM123 35V39L125 38V34ZM132 33V32H131ZM150 33V31H149ZM155 33V32H154ZM193 33V32H192ZM248 33V32H247ZM246 33V34H247ZM250 33V32H249ZM252 33V32H251ZM256 32H253V34ZM87 34V33H86ZM97 34V33H95ZM129 33H127L128 35ZM133 34V33H132ZM152 34V33H150ZM99 35V34H98ZM136 35V34H135ZM154 35V34H153ZM192 35V34H191ZM92 36V35H91ZM101 36V35H99ZM105 37V35H103ZM131 36V34H130ZM154 36V37H155ZM207 36V35H206ZM254 36V35H252ZM102 39H105V38ZM146 37V36H145ZM152 37V38H154ZM210 37V36H208ZM212 37V36H211ZM256 36H254L255 38ZM259 37V38H260ZM156 38V39H157ZM206 38V37H205ZM234 38V37H233ZM245 38V37H243ZM253 38V39H254ZM102 39H99L100 41ZM197 39V36L194 37V41ZM212 39V38H211ZM240 39V38H239ZM242 39V38H241ZM246 41L248 40V38H245ZM257 39V38H256ZM255 39V40H256ZM98 40V41H99ZM112 40V39H111ZM133 40V39H131ZM155 40V39H154ZM160 40V39H159ZM56 41V40H55ZM66 41L68 43H66ZM99 41V42H100ZM104 40H102L103 43ZM107 41V40H106ZM105 41V42H106ZM245 41V42H246ZM253 41V40H252ZM57 42V41H56ZM73 42V45H71V43ZM98 42V43H99ZM104 42V43H105ZM149 42V41H148ZM224 41H222L223 43ZM245 42H242L243 44ZM250 42V41H249ZM257 42V41H255ZM261 42V41H260ZM42 44L44 47H39V44ZM54 43V42H53ZM85 43V42H84ZM88 43V42H87ZM86 43V44H87ZM107 43V42H106ZM116 43V42H115ZM114 43V44H115ZM251 43V42H250ZM258 43V42H257ZM262 43V42H261ZM83 44V43H82ZM109 44V43H108ZM191 44V41H190ZM252 44V43H251ZM260 44V43H258ZM89 45V44H88ZM166 45V47H165ZM195 45V44H194ZM254 45V44H253ZM257 45V44H256ZM118 45H116L117 47ZM169 46H172V55L170 57V64L167 63L169 60L167 59V55L164 52L163 48H167ZM212 47H214L215 51H217L216 56L214 57L213 60V64L216 62L217 60H222L225 64L228 63V61L232 62V66L231 68H235L237 69V74L239 76V78H244L243 82L241 83V88H250L249 86H252L254 84V81L252 80V76H250V72L248 70L249 65H251V63H247V62H241L239 59L236 58V54L233 53V55H231V58L227 57V52L232 51L231 50V46L227 47L224 46L223 44H221V41H214L211 44ZM263 47V45H260V47ZM83 47V46H82ZM88 47V46H87ZM101 47V45H100ZM104 49L106 50L105 46ZM111 47V46H110ZM113 47V44H112ZM121 47V46H120ZM160 47V46H159ZM241 47V46H240ZM238 47V48H240ZM244 47V46H243ZM40 53L43 55L44 59L43 61L40 63L37 56L39 57V50L40 49ZM109 48V47H108ZM245 48V47H244ZM256 48V47H255ZM258 48V47H257ZM70 49V50H69ZM81 49V48H80ZM83 49V48H82ZM235 49V48H234ZM233 49V51H234ZM237 49V48H236ZM241 49V48H240ZM264 49V47L262 48ZM69 50V51H67ZM103 50V49H100ZM143 50V49H142ZM71 51L75 52L72 53ZM79 51V50H78ZM95 51V50H94ZM115 51V49H114ZM121 51V50H119ZM124 51V50H123ZM144 51V50H143ZM191 51V49H190ZM242 51V50H241ZM245 51V50H244ZM122 52V51H121ZM136 52V51H135ZM240 53V51H237ZM79 53V52H78ZM83 53V51H82ZM88 52H86L87 54ZM99 53V52H98ZM103 53V51H102ZM200 53V52H199ZM81 54V53H80ZM84 54V53H83ZM90 54V53H89ZM106 54V53H105ZM114 54V53H113ZM116 54V55H117ZM232 54V53H231ZM246 54V53H245ZM82 55V54H81ZM80 55V56H81ZM85 55V54H84ZM92 55V54H91ZM97 55V54H96ZM145 55V54H144ZM180 55V56H179ZM183 55V57H182ZM238 55V53H237ZM75 56V57H76ZM94 56V55H93ZM92 56V57H93ZM107 56V55H106ZM142 56V55H141ZM189 56V55H188ZM205 56V55H204ZM230 56V55H229ZM244 56V55H242ZM41 57V56H40ZM39 57V58H40ZM87 57V56H86ZM104 57V56H103ZM102 57V58H103ZM144 57V56H143ZM261 57V56H259ZM94 58V57H93ZM106 58V57H105ZM113 58V57H112ZM181 58V59H180ZM210 58V57H209ZM239 58H241V56H239ZM85 59V58H84ZM96 60V58H94ZM94 59H92L93 61H95ZM76 60V59H74ZM89 63L92 64V62L90 61L91 58L88 59ZM104 60V59H103ZM113 60V59H112ZM116 60V61H117ZM197 60V61H196ZM114 61V62H116ZM187 61V62H186ZM112 62V61H111ZM113 62V63H114ZM195 62V63H194ZM79 63V62H78ZM108 63V62H107ZM95 63H93L94 66ZM115 64V63H114ZM145 64L146 65V69L144 70H149V69H154V72H151L152 75H150V77H146L148 74L146 73L145 75L142 74L144 70H142L143 68H141V65ZM241 64V66L239 65ZM77 65V63H76ZM79 65V64H78ZM85 65H88L85 64ZM100 65V64H99ZM118 65V63L116 64ZM89 66V65H88ZM113 66V65H112ZM98 67V66H97ZM222 67V66H221ZM77 70L80 69L82 74H85L86 76L88 75L89 70L87 69L86 71H84V69L81 66H77L76 67ZM86 68V67H85ZM95 69H96V65H95ZM115 69V67H114ZM119 70V68H116ZM222 69V68H221ZM227 69V68H226ZM223 70V79L222 81L225 84H230L232 82L231 79H229L230 76L233 75H228V71L227 70ZM229 69V68H228ZM72 70V68H71ZM76 70V71H77ZM94 70V68L92 69ZM122 70V69H121ZM195 70V71H194ZM232 70V69H231ZM98 72V71H97ZM96 72V73H97ZM102 72V71H101ZM115 72V71H114ZM142 72L141 74L143 75L142 77H139V73ZM149 72V73H150ZM232 72V71H231ZM67 73V72H66ZM95 73V72H94ZM131 74L133 73L132 71L130 72ZM233 73V72H232ZM262 73V71H261ZM80 74V73H79ZM100 74V71H99ZM104 73H101V75ZM130 74V75H131ZM65 75V74H64ZM84 75V76H85ZM121 75V74H119ZM118 75V76H119ZM261 75V74H260ZM259 75V77H260ZM76 76V75H75ZM74 76V77H75ZM96 76V75H95ZM99 77V76H98ZM103 77V75L101 76ZM100 77V78H101ZM108 77V75H107ZM80 78V77H79ZM105 78V77H103ZM99 79V78H98ZM96 78H93L92 76H88L86 78V80H84V82H79L78 86H76L75 89L73 90H77L76 92L71 93V91H69L70 93H68V91H65L66 93L64 95L67 96L69 98H73L74 103L78 106H80L81 108L87 105V101L91 104L94 103L93 101L96 102L95 98L96 96H98V98H100L101 96H99L100 93V89L98 92V88L95 87V84L98 85L103 82L100 81V79L98 80ZM132 79V78H131ZM7 81V84L4 82ZM81 80V79H80ZM107 80V79H106ZM130 80V79H129ZM147 80V81H145ZM79 81V80H78ZM95 81V83H94ZM105 81V80H104ZM237 81V80H236ZM108 82V81H107ZM106 82V83H107ZM260 82V81H259ZM5 83V84H3ZM75 83V82H74ZM150 83V82H149ZM104 84V83H103ZM148 84V83H147ZM100 88V86H98ZM105 85V84H104ZM108 85V83L106 84V86ZM118 85V84H117ZM64 86V84H63ZM75 86V85H73ZM88 86H90L91 88H89ZM93 86V87H92ZM109 86V85H108ZM108 86L106 88H108ZM120 86V85H119ZM122 88L121 93L123 95H125V93L127 92V90H125V86L121 85ZM215 86V85H214ZM230 86V85H229ZM55 87H57L56 89H54ZM192 87V86H191ZM264 87V86H263ZM53 90H52V89ZM66 89V87H64ZM61 89V88H60ZM63 89V88H62ZM68 89V88H67ZM195 89V88H194ZM43 90V94L40 95V92ZM69 90V89H68ZM91 90V91H90ZM107 90V89H106ZM112 90V89H111ZM110 90V91H111ZM208 90V89H207ZM5 91V90H4ZM102 91V90H101ZM104 91V90H103ZM114 91V90H113ZM155 91V92H156ZM169 91V92H171ZM229 91V90H228ZM263 91V89H262ZM116 92V91H115ZM148 92V91H147ZM146 92V93H147ZM150 92V90H149ZM154 92V93H155ZM168 92V91H167ZM102 93V92H101ZM105 93V92H104ZM153 93V94H154ZM163 93V94H162ZM172 93V92H171ZM202 93V92H201ZM215 93V92H214ZM113 94V92L111 93ZM152 94V93H151ZM204 94V93H203ZM94 96L95 100L91 99V96ZM122 95V96H123ZM128 95V94H127ZM130 95V94H129ZM150 93H148V97H149ZM156 95V93H155ZM168 95V94H167ZM166 95V97H167ZM208 95V94H207ZM114 96V95H113ZM117 95L115 94V97ZM134 96V95H132ZM145 96V95H144ZM152 96V95H150ZM186 96V98H185ZM262 96V95H261ZM105 98V95L102 96ZM146 97V96H145ZM157 97V96H156ZM159 97V96H158ZM170 97V96H169ZM108 97H106L107 99ZM113 98V97H111ZM110 98V99H111ZM136 98V97H135ZM147 98V97H146ZM238 98V97H237ZM254 98V97H253ZM101 99V98H100ZM148 99V98H147ZM154 99V98H153ZM156 99V98H155ZM154 99V100H155ZM252 99V98H251ZM72 99H70L71 101ZM93 100V101H92ZM103 99H101L100 101H102ZM109 100V99H108ZM123 100V99H121ZM163 100L165 101V99L163 98ZM205 100V99H204ZM67 101V100H66ZM86 101V102H85ZM99 102V99L97 100ZM115 101V100H114ZM148 101V100H145ZM151 100L149 99V102ZM199 101V100H198ZM104 102V101H103ZM107 103V101H105ZM110 102V101H109ZM108 102V103H109ZM148 102V103H149ZM193 102V101H190ZM54 103V102H53ZM68 103V102H67ZM73 103V104H74ZM107 103L106 106H109V104ZM116 103V102H113ZM151 103V102H150ZM199 103V102H198ZM86 104V105H85ZM99 104V103H98ZM101 104V103H100ZM105 104V103H104ZM102 104V105H104ZM153 104V103H152ZM189 104V103H188ZM188 104H186L188 106ZM204 104V103H203ZM128 105V104H127ZM146 105V102H145ZM150 105V104H148ZM183 105V104H182ZM194 105V104H193ZM96 105H94L95 107ZM99 106V105H97ZM122 103L119 102L117 104H110L109 106V111L105 112V108H102V112L100 114V118L101 115H104V117L102 119H104L106 117L108 124L106 125V123L104 121H102V119H100V121H98V126L101 129L102 133L104 135H108V134H113L116 133L114 136H105V140L107 143L111 142V139H113V141L117 142V148L118 150L125 155L123 160H125V157L127 158V165L129 164L131 166V168H134L136 171H133V175L137 174L138 171H140L139 177L140 179L146 181H150L144 184L145 188H151L154 187V189H158L159 192L161 191L162 193L164 192L166 195L180 200V199H184L185 202H182V204L184 205L185 211L183 213V216L181 219H175L176 216L169 211L167 214L166 213H162L165 214L166 217L168 218V223L170 226H172L174 229L176 228H181V224L182 223H186L187 225L191 223L192 218L196 217L197 219H199V223L202 222L203 218L199 215V210L197 209V201L195 202V197H191L189 194L185 195V196H181L180 193L178 191H176L174 189L173 183H171L168 180H165L167 178H163L160 176V172L158 171L157 168H155L152 164L154 163V160L149 159V148L148 150L145 148L146 146L144 145V142H141L140 139H142V136L139 138L138 135L134 132V129H132L129 125H128V121L126 122L123 119V111L124 108H121ZM129 106V105H128ZM126 106V107H128ZM185 106V107H187ZM190 106V105H189ZM196 106V105H195ZM194 106V107H195ZM7 107V108H6ZM21 107V109H22ZM52 107V106H51ZM89 107V106H86ZM101 107V105L99 106ZM104 107V106H102ZM124 107V106H123ZM165 107V106H164ZM163 107V108H164ZM183 107V106H182ZM180 107V109H184ZM238 107V106H237ZM241 107V106H240ZM260 107V106H259ZM85 108V107H84ZM83 108V109H84ZM91 108V107H90ZM88 108V109H90ZM162 108V106H161ZM162 108V109H163ZM166 109H168L167 107H165ZM9 111L11 114L6 113V110ZM54 109V108H53ZM52 109V110H53ZM100 109V108H99ZM122 109V110H121ZM179 108H177L178 113H182L180 112ZM186 109V108H185ZM58 110V109H57ZM82 111V109H80ZM87 110V109H86ZM85 110V111H86ZM93 110V109H92ZM84 111V110H83ZM21 112V111H20ZM28 112V111H27ZM55 111L53 110V114ZM60 112V110H59ZM88 112V111H87ZM86 112V113H87ZM93 112V111H92ZM42 113V112H41ZM58 113V111H57ZM61 113V112H60ZM89 113V112H88ZM87 113V114H88ZM133 113V112H132ZM184 113V112H183ZM181 114L183 117L184 114ZM200 113V112H199ZM260 113V112H259ZM62 114V113H61ZM94 114V113H91ZM106 114V116H105ZM129 114V113H128ZM125 113V115H128ZM160 114V113H159ZM179 114V115H180ZM11 115L13 116L11 118ZM25 115V114H24ZM28 115V114H27ZM33 115V114H32ZM44 115H47V112L44 113ZM90 115V113H89ZM132 115V114H131ZM174 115L176 116L177 114L174 113ZM91 116V115H90ZM97 116V114L95 115ZM99 116V115H98ZM161 116V115H160ZM173 115H171L172 117ZM178 116V115H177ZM22 117V116H21ZM29 117V116H28ZM27 117V118H28ZM34 117L35 116H31ZM38 117V116H37ZM36 117V118H37ZM57 117V116H56ZM61 117V115H60ZM149 117H145V119H143L145 122L148 120ZM169 116L168 121H166L167 123V130L163 131V134H159L162 136V138H160L158 135V138H153L152 137V131L148 128L145 129V140L149 141V144H151L152 148H155L156 150V154H158V157H160L161 160H163V155L161 153V151L163 149H167L170 153L171 156H173V162L171 161L169 164L172 167L171 169L174 170L176 172V168L178 170L182 169L183 171H185L187 173V175L189 173H194L196 170V167L199 166H205L206 168H209L212 170V168H218L220 165L221 167H225V169L231 165H233L232 163L228 164V163H224L223 165L220 164L221 163V159H216V156L211 155L209 158L204 157L203 159L199 157V155H194V156H190L191 152H193L192 149L188 150L186 148V146L183 144V142H179L176 141L175 139H171L170 141H168L167 138V131L169 130L170 133L172 130H174L173 128L174 125L176 124L175 122V117L173 116V118H171ZM180 117V116H178ZM184 117H186V115H184ZM183 117V118H184ZM255 117V116H254ZM24 119V117H22ZM26 118V119H27ZM41 118V117H40ZM44 118V117H43ZM46 118V117H45ZM50 118V117H48ZM133 118V116H132ZM156 118V119H157ZM168 118V117H167ZM31 118H29L30 120ZM38 119V118H37ZM42 119V118H41ZM94 119L98 120V118ZM125 119H128L127 117ZM176 119H182V118H176ZM188 119V118H187ZM255 119V118H254ZM21 120V119H20ZM39 120V119H38ZM45 121L47 119H44ZM129 120V119H128ZM142 120V122H143ZM186 120V119H184ZM32 121V120H30ZM48 122L50 120H47ZM46 121V122H47ZM106 121V120H105ZM106 121V122H107ZM135 121V120H134ZM137 121V120H136ZM181 121V120H180ZM178 120V122H180ZM187 121V120H186ZM191 121V120H189ZM27 122V121H26ZM43 122V121H42ZM96 122V121H95ZM164 122V121H163ZM199 122V121H198ZM20 123V122H18ZM18 123L16 125H18ZM23 123H25V119L23 120ZM30 123V122H29ZM28 123V124H29ZM45 123V122H44ZM111 123V124H110ZM157 123V122H156ZM165 123V124H166ZM181 123V122H180ZM193 123V122H192ZM244 123V122H243ZM27 124V123H26ZM35 124V123H34ZM53 124V123H51ZM50 124V125H51ZM134 124V123H133ZM133 124L131 125L133 127ZM137 124V123H136ZM139 124V123H138ZM142 124V123H141ZM146 124V123H145ZM186 124V123H185ZM198 124V123H197ZM20 125V124H19ZM18 125V126H19ZM24 125V124H23ZM32 125V124H31ZM30 125V126H31ZM42 125V124H41ZM38 125V126H41ZM46 125H48L46 123ZM49 125V126H50ZM63 125V123H62ZM147 125V124H146ZM12 126V125H11ZM22 126V125H21ZM25 126V125H24ZM43 126V125H42ZM46 126L41 129H38L35 126V130L38 134L39 132H42L38 135L42 136L41 139L33 142V141H29V139H27L29 142V144H23V151H25V149L28 147L29 145V150H30V154L27 155L29 162L32 164L34 171H36L35 173H41L39 177H41L43 179H47L49 180V176H52V181L53 183H49V185H56V188H54L55 193H65L67 195H69V197H73V199L76 200H88V202L92 201V200H101L102 198H104V201H106L107 203H113L115 204L117 207V209L120 212L122 218H124L125 213H126V206L127 204V199L125 197V193L120 189V187L118 185L115 184L110 175H109V171L104 170V167L102 165V163H97L96 165L92 163V159L90 158L91 155V150L88 151L87 149H85V147H83L84 144H86V142L84 141V138L77 134V133H65L64 136L67 137L69 140H72L73 142V146H75V149H71V148H66V147H57L56 143H54V141L56 140L55 138L57 137V133L54 131L53 127H49ZM140 126V125H139ZM184 126V125H182ZM187 126V125H186ZM185 126V127H186ZM189 126V125H188ZM192 126V125H191ZM248 126V125H247ZM1 127V126H0ZM14 127V125H13ZM20 127V126H19ZM56 127V126H55ZM54 127V128H55ZM180 127V125L178 126V128ZM193 127V126H192ZM22 128V127H21ZM104 128V130H103ZM181 128V127H180ZM179 128V129H180ZM191 128V127H190ZM2 129L4 130V128L2 127ZM0 128V130H2ZM14 131L15 129L17 130V132L19 131V133L21 132L22 134L26 135L27 133L31 132L32 128H28L27 130H29L27 132L26 128L23 127L22 129L17 128V126L15 128H13ZM57 129V128H56ZM183 129V128H182ZM204 129V128H203ZM208 129V128H207ZM39 130V132H38ZM45 130V131H44ZM178 130V129H177ZM176 130V131H177ZM188 130V129H187ZM13 131V132H14ZM155 131L158 132V130L155 128ZM184 131V129H183ZM186 131V129H185ZM224 131V130H223ZM140 132V131H139ZM179 132V131H178ZM62 133V132H61ZM30 134V133H29ZM101 134V133H100ZM172 134V133H171ZM246 134V133H245ZM4 135V134H3ZM33 135V134H32ZM62 135V134H61ZM141 135V134H140ZM177 135V134H176ZM175 135V137H176ZM182 135V134H181ZM6 136V135H5ZM156 136V135H155ZM184 136V135H183ZM27 137H29V135H27ZM64 137V138H65ZM103 137V136H102ZM144 137V136H143ZM174 137V136H173ZM63 138V136H62ZM63 138V139H64ZM21 139V138H20ZM59 139V138H58ZM62 139V142H64V140ZM2 137H1V133H0V245H5L7 243H10V245H15V246H19L21 248L18 249V252H16V257L12 258L13 260H9L7 257L5 264H40V261L43 260L44 264H94V261H92V259L90 258V256L88 255V252L86 251V249L84 247L80 246V235H82L79 232H77L78 227L74 226V223L72 221V216L73 214L70 211L69 207L64 205V204H58L56 205V209L55 212H52L51 209L52 208H48V206L45 208V211H43L41 208H44L42 206V203L39 201V203L37 201H34L31 197V193L32 190L29 189V186L27 187V182L23 181L21 183V186L18 187L16 190H12L9 182L6 181V179H8V176L10 175V167L16 166L15 163L13 162L12 165H10V161L6 158L8 156L9 151H3L2 147H4L6 145V141L4 143V141H2ZM7 140V138H6ZM25 140V139H23ZM35 140V139H34ZM61 140V139H60ZM143 141V140H142ZM259 141V140H258ZM25 142V141H24ZM67 142V141H66ZM102 142V141H101ZM259 143V142H257ZM5 144V145H3ZM14 144V143H13ZM20 144V143H19ZM56 144V145H55ZM115 143H113L114 145ZM147 144V143H146ZM251 144V143H250ZM116 145V144H115ZM255 145V144H253ZM9 146V145H7ZM66 146V145H65ZM68 146V145H67ZM70 147H73L71 145H69ZM248 143H245L244 146L242 147H247ZM259 145H255V147H248L245 148V150H243L241 153V155L243 154V160L249 161L252 158H254L255 160H257L258 158V153L264 151V146L263 147H258ZM6 147V146H5ZM4 147V149H5ZM74 148V147H73ZM87 148V147H86ZM89 148V147H88ZM151 148V149H152ZM92 149V148H91ZM115 149V148H114ZM6 150V149H5ZM231 150V149H230ZM238 150H240L238 148ZM99 151V150H98ZM97 151V152H98ZM223 151V150H220ZM219 151V152H220ZM5 153L6 155L2 154ZM87 152V153H86ZM181 152H186L184 154H182V156L180 157V153ZM190 154H189V153ZM233 152V151H232ZM19 153V152H18ZM22 153V152H21ZM25 153V152H23ZM93 153V152H92ZM100 153V152H99ZM154 153V152H153ZM221 153V152H220ZM26 154V153H25ZM28 154V153H27ZM199 154V153H198ZM230 154V153H229ZM22 155V154H21ZM114 155V154H113ZM192 155V154H191ZM228 155V154H227ZM231 155V154H230ZM232 155H235L232 153ZM26 156V157H27ZM101 156V155H100ZM119 156V154H118ZM169 156V155H168ZM176 156V157H175ZM177 156H179L180 158H178ZM229 156V155H228ZM264 156V155H261ZM23 157V156H22ZM116 157V155H115ZM224 157V155H223ZM237 157V156H236ZM233 157V158H236ZM24 158V157H23ZM118 158V157H117ZM230 158V157H229ZM10 159V158H9ZM96 159V158H95ZM94 159V160H95ZM241 159V158H240ZM106 160H108V158L106 157ZM115 160H119V159H115ZM122 160V159H121ZM9 161V162H8ZM43 161L42 163L39 162ZM104 161V160H103ZM111 161V160H110ZM202 161L207 162L206 164L203 163ZM258 161V160H257ZM114 162V161H113ZM164 163V162H163ZM104 164V163H103ZM220 164V165H219ZM254 165L256 163H253ZM257 164H259L257 162ZM263 164V162H262ZM260 162V165H262ZM106 165V164H105ZM242 165V164H241ZM244 166V165H243ZM241 167L240 170H238L236 173H232V174H227L225 172H220L219 174H216L215 176V180H218L222 183H224L225 187L229 190H235L237 193L239 192L240 196H245L246 199H248L250 196H248V194H252L254 193L253 191H259L261 190L262 192H264V176H260L257 175L255 172H253L250 176H249V170H250V165L246 166V167ZM256 166V165H255ZM166 167V166H165ZM220 167V168H221ZM236 167V166H235ZM252 167V165H251ZM254 167V166H253ZM260 167H263L260 166ZM175 168V169H174ZM180 168V169H179ZM202 168V167H201ZM234 168V167H233ZM12 169V168H11ZM199 169V168H198ZM252 169V168H251ZM57 170V171H56ZM233 170V169H232ZM209 173L208 170H205ZM214 171V170H213ZM249 171V172H248ZM256 171V170H255ZM178 172V171H177ZM176 172V173H177ZM14 173V172H12ZM163 173V172H162ZM202 173V172H200ZM211 173V172H210ZM209 173V174H210ZM50 174V175H49ZM262 174V173H260ZM37 175V174H36ZM163 175V174H162ZM132 176V175H131ZM208 176V175H207ZM211 176V174H210ZM242 176V179L247 180L245 182L246 187L249 188V190L252 193H248L245 192L246 187L243 186V188L245 189H241L238 187H233L231 185L232 181H237V179ZM133 177V176H132ZM138 177V176H137ZM138 177V178H139ZM27 178V177H26ZM29 178V177H28ZM49 178V179H48ZM169 178V176H168ZM206 178V177H205ZM18 179V178H17ZM184 179V178H182ZM209 179V177H208ZM240 178V180H242ZM30 180V179H29ZM32 180V179H31ZM44 180V181H45ZM131 180V179H130ZM6 181V182H5ZM19 181V180H18ZM121 181V180H120ZM132 181V180H131ZM192 181V180H191ZM205 181V180H203ZM208 181V180H207ZM210 181V180H209ZM256 181V183L254 182ZM258 181V182H257ZM21 182V181H19ZM35 182V181H34ZM56 182V183H55ZM130 182V181H129ZM133 182V181H132ZM188 182V181H187ZM201 182V180H200ZM18 183V182H17ZM48 183L46 184L48 186ZM121 183V182H119ZM175 183V182H174ZM207 183V182H206ZM126 184V183H125ZM137 184V183H136ZM177 184V183H176ZM215 184V183H214ZM15 185V184H14ZM13 185V186H14ZM143 185V184H142ZM239 185V184H238ZM241 185V184H240ZM239 185V186H240ZM32 186V185H31ZM179 186V185H178ZM177 186V187H178ZM183 186V185H182ZM33 187V186H32ZM36 187V185H35ZM59 187V188H58ZM143 187V188H144ZM184 187V186H183ZM207 187V186H206ZM34 188V187H33ZM52 188V189H53ZM63 188V189H62ZM133 188V187H132ZM179 188V187H178ZM211 188V187H210ZM218 188V187H217ZM187 189V188H186ZM192 189V188H191ZM33 190H35V192L33 193H39L37 192L38 189L34 188ZM37 190V191H36ZM140 190V189H139ZM145 190V189H144ZM149 190V189H148ZM157 190V191H158ZM180 190V189H179ZM185 190V189H184ZM216 190V189H215ZM225 190V189H224ZM132 191V190H131ZM141 191V190H140ZM151 191V190H150ZM148 191V192H150ZM154 191V190H153ZM188 191V189H187ZM186 191V192H187ZM197 191V190H196ZM206 191V190H205ZM209 191V189H208ZM200 191H198L199 193ZM217 192L220 193V195L222 194V191L218 188ZM30 193V196H28L27 194ZM144 193V191H143ZM146 193V192H145ZM163 193V195H164ZM246 193V194H245ZM206 194V193H205ZM235 194V193H233ZM39 195V194H38ZM41 195V194H40ZM39 195V196H40ZM165 195V196H166ZM201 195V194H200ZM223 195V194H222ZM254 199L260 197L258 193L252 194ZM251 195V196H252ZM263 195V194H262ZM33 196V195H32ZM211 196V195H210ZM264 196V195H263ZM99 197V198H96ZM101 197V198H100ZM199 197V196H198ZM198 197H196L197 199H199ZM209 197V196H208ZM215 197V196H214ZM217 197V196H216ZM219 197V196H218ZM217 197V198H218ZM230 197V196H228ZM239 197V196H238ZM252 197V198H253ZM262 197V196H261ZM157 198V197H156ZM202 198V197H201ZM222 198H226V199H222V204H227L230 199H227L226 196H222ZM234 198V197H233ZM232 198V199H233ZM263 198V197H262ZM42 199V198H41ZM167 199V198H166ZM203 199V198H202ZM221 199V198H220ZM251 199V198H250ZM261 199V198H260ZM90 200V201H89ZM235 200V199H234ZM240 200V199H239ZM176 201V200H175ZM44 202V201H43ZM50 202V201H49ZM122 202V203H121ZM132 202V201H131ZM207 202V201H206ZM177 203V202H176ZM252 203V202H251ZM126 204V205H125ZM44 205V204H43ZM182 205V206H183ZM207 205V204H206ZM42 206V207H41ZM218 206V205H217ZM223 206V205H222ZM227 207V206H226ZM250 207V206H249ZM209 208V207H208ZM222 208V207H221ZM220 208V209H221ZM72 209V208H71ZM115 209V208H114ZM183 209V207H182ZM210 209V208H209ZM251 209V208H250ZM253 209V208H252ZM73 210V209H72ZM136 207L133 206H128V211H130L131 213H137L136 211ZM140 213L142 214H146V212L148 213L147 215H155L158 211H156V209L154 208V206H146L145 204H141V206L139 207ZM172 210V209H171ZM181 210V209H180ZM206 210V209H205ZM227 210V209H226ZM241 210V209H240ZM176 211V210H175ZM178 211V210H177ZM204 211V209H203ZM208 211V209L206 210ZM228 211V210H227ZM231 211V210H230ZM249 211V210H248ZM86 212H91V210H85L84 213ZM166 212V211H164ZM216 212V211H215ZM232 212V211H231ZM261 212V210H260ZM74 213V212H73ZM130 213V214H131ZM181 213V212H180ZM211 213V212H210ZM87 214V213H86ZM89 214V213H88ZM130 214L129 217H130ZM51 215V220L48 219V216ZM72 215V216H71ZM141 216V214H139ZM206 215V214H205ZM214 215V214H212ZM222 215V214H221ZM247 215V214H246ZM253 215V214H252ZM53 216V217H52ZM75 216V214H74ZM132 216V215H131ZM135 215L133 214V217ZM208 216V215H207ZM224 216V215H223ZM126 217V216H125ZM132 217V218H133ZM137 217V216H136ZM162 216L159 215L158 213V218H153L154 220H157V225L159 224L158 222L160 221L159 219ZM214 217V216H213ZM241 218V216H239ZM238 217V218H239ZM247 217V216H246ZM138 218V217H137ZM207 218V217H206ZM225 218V217H224ZM235 218V217H234ZM255 218V217H254ZM74 219V218H73ZM127 219V217L125 218V220ZM134 219V218H133ZM149 219V218H148ZM166 219V218H165ZM222 219V218H221ZM231 219V218H230ZM237 219V217H236ZM248 219V217H247ZM258 219V218H257ZM77 220V218H76ZM81 220V219H80ZM82 220L83 223H85V226L89 228L90 231H92V233L95 235L98 245H99V250L101 251V256L103 257L102 259L105 258V260L108 262V264H136V261L134 258L130 257V255L128 254V251L126 249L123 248V245H119L118 242L116 241V238H120L118 237L114 232L113 229L108 225V219L103 218L101 219L100 217H91V216H82ZM150 220V219H149ZM153 220V221H154ZM159 220V221H158ZM245 220V219H244ZM132 221V220H131ZM218 221V220H217ZM238 221V220H237ZM240 221V220H239ZM238 221V222H239ZM243 221V220H242ZM247 221V220H246ZM254 221V220H253ZM262 221V220H261ZM165 222V221H164ZM205 222V221H204ZM220 222V221H219ZM249 222V220H248ZM247 222V223H248ZM251 222V221H250ZM255 222V221H254ZM253 222V225H254ZM260 222V221H259ZM257 222V223H259ZM76 223V222H75ZM213 223V222H212ZM237 223V222H236ZM236 223L233 220H226L225 221V228L223 227V229H220L227 233V234H232V237L234 239V241L236 242L237 245L242 246V247H250V243H252V238L248 236L246 234L245 237L247 239L242 240V238H239V236L237 235V233H239L238 231H240L241 229L236 226ZM241 223V221H240ZM163 224V223H162ZM166 224L164 225V230H165V234L167 235V233H172L169 232L168 230L166 231ZM202 224V223H201ZM205 224V223H204ZM203 224V225H204ZM224 224V223H223ZM222 224V225H223ZM246 224V223H245ZM77 225V224H76ZM83 225V224H82ZM160 225V224H159ZM183 225V224H182ZM201 225V226H203ZM259 225V224H258ZM114 226V225H113ZM152 226V225H151ZM149 226V227H144L146 229L147 233H150L151 230L156 231L160 228L154 226ZM219 226V225H218ZM255 226V225H254ZM243 227V226H242ZM257 227V225H256ZM262 227V226H261ZM77 228V230L75 229ZM140 228L142 229V226H140ZM259 228V227H257ZM81 229V226H80ZM128 229V228H127ZM145 229H142L143 231ZM168 229V228H167ZM252 229V228H251ZM101 230H104L107 232V234H103V232H101ZM118 230V229H117ZM164 230H162V232L158 235L163 234ZM171 230V229H169ZM177 230V229H176ZM184 229L182 228L181 231H183ZM192 230V229H191ZM73 231V234H72ZM76 231V232H75ZM80 231V230H78ZM116 231V228H115ZM142 231V232H143ZM161 231V229H160ZM188 233L190 232V230H187ZM206 231V230H205ZM254 231V230H253ZM75 232V233H74ZM105 232V233H106ZM159 232V230H158ZM174 232V231H173ZM252 232V231H251ZM83 233V232H82ZM145 233V232H144ZM175 233V232H174ZM71 234L73 236H71ZM136 234V233H135ZM143 234V233H142ZM152 234V233H151ZM156 234V233H155ZM164 235V234H163ZM164 235V236H166ZM221 235V234H220ZM168 236V235H167ZM176 236V235H175ZM147 237V235H146ZM146 237H143L146 239ZM155 237V236H153ZM172 237V236H171ZM170 237V238H171ZM256 237V236H255ZM142 238V237H141ZM149 237H147L148 240ZM169 238V237H168ZM251 238V239H250ZM83 239V238H81ZM117 239V240H118ZM145 239H141L139 241V243L142 244H147V242L145 241ZM177 239H179L177 237ZM95 240V239H94ZM154 240V238H153ZM264 240V239H263ZM82 241V240H81ZM84 241V240H83ZM125 241V240H124ZM123 241V242H124ZM145 241V242H144ZM150 241V239H149ZM155 244H157L161 249L157 251V253L160 255L159 260H162L163 262L166 261H171L169 264H194V261H192L191 258H188V256H185V251L183 250L182 254H180L177 250H175V246H174V241L172 240H164L163 237H158L157 240H154ZM188 243L197 247H202V248H211L212 247V251L213 253H217L218 249H224V247L222 245H220L221 240H217L213 241L212 244L209 243H205L203 241L200 240V238L197 235H190V237H188L187 239ZM207 241V240H206ZM151 242V241H150ZM149 242V243H150ZM120 243V240H119ZM177 243V242H176ZM179 243V242H178ZM177 243V246H178ZM84 244V243H83ZM86 244V243H85ZM151 244V243H150ZM152 245V244H151ZM150 245V246H151ZM149 246V245H148ZM254 246V245H252ZM152 247V246H151ZM155 247V246H153ZM159 247L157 249H159ZM233 246H228L225 247L224 251L226 254H231L228 256V260L229 263L228 264H235V260L236 264H243L244 262H248L245 259H238V254L234 253L231 251V248ZM87 248V247H86ZM147 248V247H146ZM183 248V247H182ZM195 248V247H194ZM14 249V248H13ZM184 249V248H183ZM0 250L1 247H0ZM15 251V250H14ZM254 257L256 258V255L252 249V247L249 250ZM256 251V250H255ZM148 252V251H147ZM191 252V251H190ZM152 253V252H151ZM263 254V253H261ZM156 255V254H155ZM208 255V253H207ZM133 256V255H132ZM157 256V255H156ZM202 256V255H201ZM10 257H12V255H10ZM246 257V256H245ZM3 258V257H2ZM158 258V256H157ZM247 258V257H246ZM249 258V257H248ZM201 259V258H200ZM203 259V258H202ZM206 259V258H205ZM3 260V259H2ZM5 260V259H4ZM208 261V259H206ZM205 261V260H204ZM250 261V260H249ZM179 262V263H178ZM166 263V264H168ZM249 264H251V261L248 262ZM4 264V263H3ZM137 264H140L137 262ZM211 264V263H210ZM212 264H219V263H212Z\"/></svg>",
    "mask_w": 264,
    "mask_h": 264
},
{
    "label": "snow or ice",
    "instance_id": "obj_3",
    "mask_svg": "<svg viewBox=\"0 0 264 264\" xmlns=\"http://www.w3.org/2000/svg\"><path fill=\"white\" fill-rule=\"evenodd\" d=\"M86 2L87 3H90L91 2V0H86ZM217 16H219V0H217ZM89 15H91V12H89ZM247 17H245V19H246ZM207 29H205V31H206ZM200 36H203V32H201L200 33ZM196 43L198 44L199 43V41L197 40L196 41ZM117 95H119L118 93H117ZM2 119H4L3 117H0V120H2ZM136 128H137V131H140V128H139V126L137 125L136 126ZM197 135H199V133H197ZM145 143H147V141H145ZM149 152H150V154H152L151 153V149H149ZM37 199L39 200V197H37ZM238 199H241V200H243V199H246L245 197H238ZM253 203H255V201H252ZM41 203H43V201H41ZM48 208H51V205H48ZM48 219L49 220H51V215H49L48 216ZM129 250L130 251H132V255H133V258L134 259H136V260H144V259H147V257H144V256H142V255H137L136 254V252L134 251V245H132L130 242H129ZM93 258L94 259H96V264H101V261H100V259L98 258V257H96L95 256V253H93ZM40 264H44V261L43 260H41L40 261ZM152 264H157V262L156 261H152Z\"/></svg>",
    "mask_w": 264,
    "mask_h": 264
}]
</instances>
